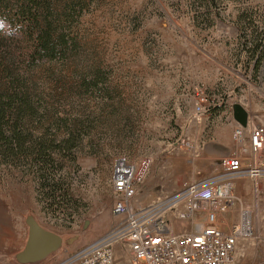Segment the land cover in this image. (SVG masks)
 Segmentation results:
<instances>
[{
	"label": "rangeland",
	"instance_id": "obj_1",
	"mask_svg": "<svg viewBox=\"0 0 264 264\" xmlns=\"http://www.w3.org/2000/svg\"><path fill=\"white\" fill-rule=\"evenodd\" d=\"M0 1V18L20 21L16 0ZM204 1L47 0L39 17L53 27V58L39 56L32 16L25 31L0 19V97L14 92L29 101L20 121L26 153L0 156V248L23 251L30 216L62 239L45 259L16 256L15 264H71L115 230L116 157L149 158L143 184L159 186L160 201L165 188L180 194L186 183L209 180L224 153H234L224 136L237 124L235 105L248 112V131L264 127V53L254 70L264 49V0ZM200 91L212 103L198 121ZM238 182L246 197L235 193L224 226L230 231L247 209L255 233L238 239L234 264H264V176L259 191L253 179ZM115 247L129 264V245Z\"/></svg>",
	"mask_w": 264,
	"mask_h": 264
},
{
	"label": "built area",
	"instance_id": "obj_2",
	"mask_svg": "<svg viewBox=\"0 0 264 264\" xmlns=\"http://www.w3.org/2000/svg\"><path fill=\"white\" fill-rule=\"evenodd\" d=\"M211 103L205 92L196 94L198 121ZM247 128L237 123L232 134L234 153L221 161L220 170L209 180L186 183L173 202L140 205L138 190L152 161L145 158L131 163L124 156L116 157L110 183L115 195L113 213L121 222L71 264H122L116 258L115 244L119 241L130 247L129 264H233L238 239L255 233L253 214L247 209H242L240 223L230 231L222 226L238 200L234 195L235 179L249 178L259 184L264 176V127ZM177 201L185 202L178 219L191 222L189 228L178 233L166 218Z\"/></svg>",
	"mask_w": 264,
	"mask_h": 264
},
{
	"label": "trees",
	"instance_id": "obj_3",
	"mask_svg": "<svg viewBox=\"0 0 264 264\" xmlns=\"http://www.w3.org/2000/svg\"><path fill=\"white\" fill-rule=\"evenodd\" d=\"M215 1L216 0H205L204 2L209 4L210 2L214 3ZM16 2L17 12L22 11V15L19 18L20 21L16 22L14 18H12L14 15H11V17L10 15H7L3 19H0L8 25V29L10 30L19 29L20 31L21 29V31H25L28 26H31L27 17L32 16L34 18L32 22L34 21L35 25L40 28L38 29L39 33L36 38L39 56L53 58L55 56V48L51 47L53 42V27L46 20V18L43 19L39 17V13L47 10L49 7L47 0H16ZM2 4L3 2L0 1V6H2ZM260 47L261 45H259L257 49L259 50ZM263 53L264 49L260 51V58L256 62L254 69L256 74L261 69ZM4 96L5 98L0 97V156H2L5 160H9L18 156L19 153H26V149H24V139L22 137L23 133L20 127V121L22 116L25 114L26 109H28L29 101L26 97L14 92L7 93ZM17 101H20L21 105L19 107L15 104ZM9 112L12 113L9 114ZM11 121L14 122L12 126H10ZM68 145L70 148L74 147L72 141H69ZM38 156L41 160H45L46 157H49L46 149L43 147H40V150H38ZM44 187H49V185L46 184Z\"/></svg>",
	"mask_w": 264,
	"mask_h": 264
},
{
	"label": "water",
	"instance_id": "obj_4",
	"mask_svg": "<svg viewBox=\"0 0 264 264\" xmlns=\"http://www.w3.org/2000/svg\"><path fill=\"white\" fill-rule=\"evenodd\" d=\"M234 119L241 126L247 128L249 123L248 112L241 106H234ZM29 236L23 251L18 255V260L23 262L39 261L55 252L61 243V237L44 229L34 217L27 218Z\"/></svg>",
	"mask_w": 264,
	"mask_h": 264
},
{
	"label": "crops",
	"instance_id": "obj_5",
	"mask_svg": "<svg viewBox=\"0 0 264 264\" xmlns=\"http://www.w3.org/2000/svg\"><path fill=\"white\" fill-rule=\"evenodd\" d=\"M231 126L233 127V125H231ZM232 142L233 141H232V137L231 136H229V135L228 136L227 135L224 136V144L225 145H228V144L231 145ZM226 157H230L228 151L224 153V158L223 159H225ZM242 179L241 178L235 179V193L241 199L246 197V195H244L245 192H243L241 189H238V188H240V187H238V183H239L238 181H241ZM244 179H246V178H244ZM158 187L159 186H155V187L151 188L149 185H147V183L143 184V186L139 187L138 191L140 192V194L138 196V203L140 205H142V206H148V205H152V204H155V203L163 202V201L167 200L168 198H172L174 195L177 194V193H174L170 188L169 189L165 188L161 193L164 195V198H166V197H168V198H166V199L163 198L164 200L160 199V201H159V198H156V196H155V193H156L155 191H156V189ZM178 194H179V192H178ZM178 194H177V196H178ZM163 195H162V197H163ZM157 201H159V202H157ZM174 208L178 209L177 212H178V215H179V213L182 212L184 210V208H185V202L177 203ZM174 215L175 214L173 212H170V211L166 213V218L168 219V221H170V223H172V225H173L172 229L174 230V232H177V233L181 232L184 229V227L189 228L191 226V222H189V221H180L177 218L178 216H174ZM222 226H224V224H222ZM9 250L10 251L7 253V251L5 250L4 247L0 248V264H15V258L14 257L18 256L22 252V251H20V249H18V253H17V255H15L13 253L12 249H9Z\"/></svg>",
	"mask_w": 264,
	"mask_h": 264
},
{
	"label": "bare ground",
	"instance_id": "obj_6",
	"mask_svg": "<svg viewBox=\"0 0 264 264\" xmlns=\"http://www.w3.org/2000/svg\"><path fill=\"white\" fill-rule=\"evenodd\" d=\"M256 186H257V188H258V191H259V187H258V183L256 182ZM234 195H235V191H234ZM236 196V195H235ZM237 198V197H236ZM238 199V198H237ZM174 201L176 200V199H173ZM173 200H170V201H172L173 202ZM239 200V199H238ZM167 202H169V201H167ZM177 203H179V201H177L175 204H177ZM236 204V203H235ZM235 206V205H234ZM234 206L231 208V210H230V212L232 211V209L234 208ZM169 212V211H168ZM229 212V213H230ZM237 224H239V223H237ZM237 224H235V225H237ZM234 226V225H233ZM233 226H231V227H233ZM231 229V228H230ZM254 236V235H253ZM252 236V237H253ZM252 237H247V238H252ZM235 255H236V252H235V254H234V257H235ZM234 263H235V261H234ZM233 263V264H234Z\"/></svg>",
	"mask_w": 264,
	"mask_h": 264
}]
</instances>
